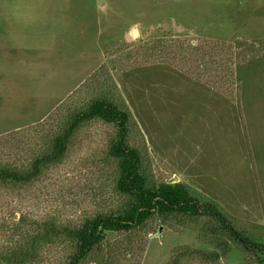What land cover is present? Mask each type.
<instances>
[{
	"label": "rangeland",
	"instance_id": "obj_1",
	"mask_svg": "<svg viewBox=\"0 0 264 264\" xmlns=\"http://www.w3.org/2000/svg\"><path fill=\"white\" fill-rule=\"evenodd\" d=\"M263 42L264 0H0V168L30 169L74 112L108 95L131 113L130 144L155 180L182 181L264 243ZM115 137L88 123L41 178L0 184V255L20 245L23 264L66 262L69 242H44V226L117 206ZM202 225L152 220L141 264L211 250ZM243 260L234 248L219 264Z\"/></svg>",
	"mask_w": 264,
	"mask_h": 264
},
{
	"label": "trees",
	"instance_id": "obj_2",
	"mask_svg": "<svg viewBox=\"0 0 264 264\" xmlns=\"http://www.w3.org/2000/svg\"><path fill=\"white\" fill-rule=\"evenodd\" d=\"M215 45L223 49L231 47L228 44ZM215 90L220 92L221 87ZM91 122H103L116 129L108 156L115 166L113 194L117 206L86 218L78 225L58 227L54 223L45 224L41 237L44 242L60 237L69 242L72 251L64 264H86L92 257L99 264H141L145 241L139 233L156 219L171 226L203 223L199 238L212 248H187L175 253L168 264H194L198 261L219 264L229 258L234 248L244 254L243 264H264V243L239 228L218 205L201 200L182 181L155 180L146 164L145 154L130 144L131 113L108 95L97 96L74 112L33 159L30 169L18 171L1 167L0 184H30L41 178L51 166L63 161L75 134ZM113 236L124 241L117 249L113 247L115 245L111 246L116 241L112 240ZM109 248L111 251L107 250ZM105 251L109 255L106 259ZM4 255L7 264H23V246L8 248L0 259ZM24 256L28 258L31 254L24 253Z\"/></svg>",
	"mask_w": 264,
	"mask_h": 264
},
{
	"label": "water",
	"instance_id": "obj_3",
	"mask_svg": "<svg viewBox=\"0 0 264 264\" xmlns=\"http://www.w3.org/2000/svg\"><path fill=\"white\" fill-rule=\"evenodd\" d=\"M15 219H17V216L15 215Z\"/></svg>",
	"mask_w": 264,
	"mask_h": 264
}]
</instances>
